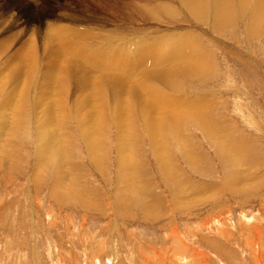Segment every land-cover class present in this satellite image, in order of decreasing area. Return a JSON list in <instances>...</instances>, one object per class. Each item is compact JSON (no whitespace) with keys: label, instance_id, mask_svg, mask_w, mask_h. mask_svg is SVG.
Listing matches in <instances>:
<instances>
[{"label":"rangeland","instance_id":"obj_1","mask_svg":"<svg viewBox=\"0 0 264 264\" xmlns=\"http://www.w3.org/2000/svg\"><path fill=\"white\" fill-rule=\"evenodd\" d=\"M225 1L0 0V264H264V5Z\"/></svg>","mask_w":264,"mask_h":264},{"label":"bare ground","instance_id":"obj_2","mask_svg":"<svg viewBox=\"0 0 264 264\" xmlns=\"http://www.w3.org/2000/svg\"><path fill=\"white\" fill-rule=\"evenodd\" d=\"M108 1V0H107ZM109 1H111V2H113V3H115L117 6H119V7H121L122 8V11L120 12L121 14H122V12H126V8L127 7H130V6H133L134 5V3H135V1H137V0H109ZM138 1H141V0H138ZM184 1H186L187 3H189V5H194L193 6V8L194 9H199L198 11H200V12H202V11H205L206 10V8L208 7V5H207V3L209 2V0H184ZM215 2H216V0H214ZM218 1V4H219V7H217V11H221V10H223V8H224V6H226L225 4H226V1L225 0H217ZM243 1H247V0H243ZM212 2V1H211ZM38 3V2H37ZM107 3V2H106ZM109 3V2H108ZM260 6L262 7L263 5H264V0H262L260 3ZM258 4V5H259ZM38 5V4H37ZM136 5V4H135ZM48 6V5H47ZM260 6H259V10L258 11H261V9H260ZM39 7V6H38ZM110 8V7H109ZM132 8V7H131ZM37 9V8H36ZM128 9V8H127ZM130 9V8H129ZM128 9V10H129ZM135 9V8H134ZM134 9H133V13H134ZM262 9H264V7L262 8ZM112 10V9H111ZM117 10V9H116ZM130 11V10H129ZM135 12H136V10H135ZM37 13H39V12H37ZM117 13H119V12H117ZM119 13V14H120ZM134 14H136V13H134ZM133 15V14H132ZM135 16V15H134ZM23 17V16H22ZM122 17V16H121ZM131 18V17H130ZM23 19V18H22ZM21 19V20H22ZM263 20H264V16H263ZM23 23V22H22ZM17 25H18V23H17ZM56 25V24H55ZM262 26V25H261ZM49 27V26H48ZM80 29V28H79ZM30 30H32V29H30ZM29 34V33H28ZM34 35V34H33ZM45 36V35H44ZM28 37V36H27ZM33 37V36H32ZM35 38H36V35H35ZM74 38V37H73ZM34 40V39H33ZM62 40V39H61ZM35 41V40H34ZM63 41V40H62ZM2 43V42H1ZM34 43V42H33ZM35 44V43H34ZM33 44V45H34ZM0 46H1V44H0ZM38 46V45H37ZM62 46V45H61ZM68 47V46H67ZM70 47V46H69ZM81 47V46H80ZM30 48V47H29ZM31 48H34V47H31ZM35 48H36V46H35ZM38 48H39V46H38ZM38 48L36 49L37 51H38ZM63 48V47H62ZM90 48V47H89ZM87 49H88V47H87ZM98 49V47H95L93 50H97ZM141 49V48H140ZM145 49V48H144ZM63 50V49H62ZM88 50H90V49H88ZM179 50H184L183 48H181V49H179ZM29 51V50H28ZM32 51V50H31ZM61 51V50H60ZM59 51V52H60ZM66 51V50H65ZM64 51V52H65ZM144 51V50H143ZM20 52V51H19ZM36 52V51H35ZM63 52V51H62ZM63 52V53H64ZM129 52V51H128ZM178 52H180V51H178ZM32 53V52H31ZM117 53V52H116ZM122 53V52H121ZM125 53V52H124ZM149 53V52H148ZM36 54H38V55H40L39 54V52H37ZM95 54V52L93 53V55ZM68 55V54H67ZM97 55H100V54H98L97 53ZM115 55V54H114ZM177 55V54H176ZM196 55V54H195ZM106 57L105 59H107L108 60V62L107 63H103V61H101V60H99V58H98V56H96L95 58L94 57H92V58H94V59H92L93 60V62L91 63V65L93 66V68H94V66H95V68L97 67H107L108 65H110V56H107V55H105L104 53H101V56H99V57H101V58H103V57ZM26 57V56H25ZM29 57V56H28ZM62 57V56H61ZM168 57V56H167ZM31 57H29V59H30ZM54 58V57H53ZM58 58V57H57ZM160 58V57H159ZM34 58H32V60H29V61H32V62H34L35 60H37V59H34ZM55 60V59H54ZM159 60V59H158ZM180 60H182V59H180ZM39 61V60H38ZM38 61H36V62H38ZM68 62H69V60H67ZM66 61V62H67ZM64 63H65V61H63ZM190 62V61H189ZM35 63V62H34ZM33 63V64H34ZM140 63V62H139ZM37 64H39V63H37ZM72 64V63H71ZM68 65V64H67ZM73 65V64H72ZM41 66V65H40ZM91 66V67H92ZM34 69V68H33ZM41 69V68H40ZM48 69H49V67H48ZM59 70V69H58ZM61 70V69H60ZM59 70V71H60ZM76 70V69H75ZM79 70V69H78ZM22 71V70H21ZM39 71V70H38ZM62 71V70H61ZM143 71V70H142ZM42 72V71H41ZM68 73H70V71H68ZM74 73V72H73ZM72 73V74H73ZM137 73V72H136ZM40 74V73H39ZM45 74V73H44ZM49 74H51V73H49ZM128 74V73H127ZM141 74V73H140ZM28 75H29V73H28ZM41 75V74H40ZM65 75V74H64ZM138 75V74H137ZM50 76V75H49ZM29 77H31V76H29ZM39 77V76H38ZM51 77V76H50ZM71 77V76H70ZM199 77V76H198ZM65 78V77H64ZM140 79V78H139ZM29 80V79H28ZM66 80V79H65ZM116 81V80H115ZM140 81V80H139ZM67 82V81H66ZM119 82V81H118ZM124 82V81H123ZM138 82V81H137ZM29 83V82H28ZM120 83V82H119ZM114 84H116V82L114 83ZM134 84V83H133ZM136 84V83H135ZM66 84H62V86L64 87ZM84 86V85H83ZM102 86V85H101ZM101 86L99 87V89L101 88ZM141 86V85H140ZM97 87V88H98ZM104 87H105V85H104ZM117 87V86H116ZM143 87V86H142ZM161 87V86H160ZM95 88H96V86H95ZM115 88V87H114ZM98 89V90H99ZM117 89V88H116ZM115 89V90H116ZM16 90V89H15ZM64 90V89H63ZM97 90V89H96ZM97 90V91H98ZM101 90H102V88H101ZM101 90H100V93L102 94V92H101ZM114 90V89H113ZM118 91H119V89H118ZM122 91V90H121ZM110 92V91H109ZM60 93V92H59ZM103 93H105V91H103ZM152 94V93H151ZM113 97V96H112ZM60 105V104H59ZM115 106V105H114ZM144 108H145V106H144ZM168 108V107H167ZM142 110V109H141ZM140 111V110H139ZM141 112V111H140ZM143 112V111H142ZM179 116V115H178ZM159 118V117H158ZM162 118V117H161ZM163 119H165V118H163ZM169 120V119H168ZM94 121V120H93ZM170 121V120H169ZM179 121V120H178ZM171 122V121H170ZM51 123V122H50ZM85 125V124H84ZM92 125V124H91ZM49 127V126H48ZM40 129V128H39ZM156 130V129H155ZM154 130V131H155ZM40 131V130H39ZM87 131V130H86ZM43 137V136H42ZM49 139V138H48ZM155 140V139H154ZM49 146H51V145H49ZM60 150V149H59ZM200 263V262H199ZM205 264V263H204Z\"/></svg>","mask_w":264,"mask_h":264}]
</instances>
